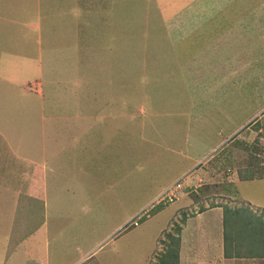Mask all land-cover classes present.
<instances>
[{"label":"rangeland","instance_id":"rangeland-1","mask_svg":"<svg viewBox=\"0 0 264 264\" xmlns=\"http://www.w3.org/2000/svg\"><path fill=\"white\" fill-rule=\"evenodd\" d=\"M91 1L90 26L84 28L89 21L84 17L89 10L84 5L90 0H81L82 14L77 18L79 33L75 31L74 40L68 34L65 36L66 42L74 47L73 58L63 55L66 50L62 48L60 51L64 52L59 56L57 53L61 28L66 27L58 21L57 0L41 4L49 6L45 19L52 30L47 26L46 32L55 34L48 40V45H56L49 46L55 55L53 64L63 69L58 72L62 82H80L78 89L71 91L72 95L66 87H57L50 93L44 121L36 113L23 118L21 109L10 102L4 103L5 93L0 91V127H6L8 132L20 131L21 139H25L16 142L27 149L34 146L28 151L34 160L41 159L47 148L46 157L52 165L53 161L54 166L58 164V175L62 177L58 182L49 173L57 181L52 184L54 188L72 181L78 185L79 195L81 191L93 193L95 197L91 199L97 198L95 212L80 205L77 209L80 216L87 210V217L97 224L105 213H113L112 218L106 216L120 223L121 230L112 233L111 224H97L89 238L81 243L77 240L79 246L70 252L57 253L54 243H48L45 255L38 249L55 234L52 227L65 230L62 227L65 218L49 217L47 232L43 226L40 228L42 215H34L33 232L28 234H34L35 238L25 236L17 247L24 253L25 261L16 262V257H9L5 264H160L170 248L177 253L175 264H202L181 261L180 231L189 217L200 216L210 222L213 217L207 212L217 206L223 216L225 208L229 210L227 232L230 237L240 239L231 250L241 256L218 259L216 252L212 254V247L206 248V257L210 259L203 264H264V256L254 255L259 253L255 248V232L264 228V0H240L225 10V16L218 15L204 24L195 18L194 13L200 8L185 10V0H162L170 5L161 8L155 5L156 0ZM24 4L27 7L16 2L9 11L33 17L31 3ZM0 5L5 6L3 2ZM42 18L38 24L43 23ZM40 27L39 36H43L45 26ZM6 37L7 33L0 34L2 42ZM24 42H28V37ZM21 46L27 48L23 42ZM16 47L20 49L19 42ZM0 50H7L1 40ZM47 90L50 92L51 87ZM75 112L87 114L83 118L88 120L84 128L83 119L75 118L78 116ZM91 112L96 116H91ZM89 120L93 129L103 131L82 137L79 133L87 130ZM10 136L0 135L1 162L12 158L7 146ZM77 140L78 149L56 150ZM88 145L92 149L94 145L103 148L107 161L101 157L92 161L91 168L99 169L100 173L81 180L84 162L88 167L93 160V150ZM187 153L200 160L183 175L190 186L189 192L181 193L174 203L167 202V207L157 208L139 225L126 226L135 210L174 182L177 177L174 165L188 164ZM25 174L28 179L30 173L25 171L21 176ZM13 179L16 178L11 176ZM21 186L26 188L27 181ZM70 191L65 190L61 202L77 200ZM3 200L0 198V206L5 210ZM8 202L12 208L21 200L12 197ZM74 203L78 205L77 201ZM19 218L21 212L15 218L17 227L11 230L9 220L14 215L4 211L0 216V257L7 247L9 252L4 255L17 250L16 238L21 231L18 226L23 225ZM234 222L237 227L234 225L231 230ZM238 222L247 228L246 232L239 229L240 236L233 233L240 226ZM254 223L259 229L251 227ZM222 232L224 237V222ZM46 234L50 239L44 241ZM60 246L69 248L63 242ZM190 251L194 259L199 257L198 248L191 246Z\"/></svg>","mask_w":264,"mask_h":264},{"label":"crops","instance_id":"crops-1","mask_svg":"<svg viewBox=\"0 0 264 264\" xmlns=\"http://www.w3.org/2000/svg\"><path fill=\"white\" fill-rule=\"evenodd\" d=\"M46 1L47 0H45V2L44 0L42 1L25 0L24 2L26 4L31 3V6H29L30 10L34 9V15L33 17H30V15L26 16L20 12H17V14H15L13 10L9 11V8L15 7L16 2L17 4L20 3L24 7H27L24 4L23 0H0V4L1 2H3L4 5L7 3L4 7H1L0 5V34L7 33V37L4 40V42H2V38H0L1 45L6 44V48H7V50L4 51L0 50V91L5 93L3 94L4 103L10 102V105L17 106L18 110L21 109L20 113L22 114L23 118L24 117L26 118V116L30 113L31 114L36 113L37 116H40L42 121L46 119V115L48 116V114L45 115L44 111L47 104L46 101L47 98H51L50 93L56 91L57 87L58 89L60 88L64 89L66 87L70 95H72L71 91L78 89V87L80 86V82H62V79L58 72H60V70L63 69H61L59 65L53 64L55 60V55L54 53H52L53 50L50 51L49 46L53 44L54 46L56 45L55 43H50L48 45V40L51 38V36H54L55 34L51 33V35H49V33L46 32V30H48V28L46 27L49 26L48 24L50 23V22L47 23L45 19V16H48L49 13V6L47 4L45 7L41 6L42 2L46 3ZM80 1L81 0H64L63 2H61V0H57V3L59 5L57 6L58 7L57 12H59L58 21L61 22V24L66 25V27L61 28L62 29L61 41L60 43H57L59 49L57 50L58 56L60 55L59 53L64 52V50L60 51V48H62L66 50V52L63 53V55H67L68 57L73 58L74 47L72 44L69 45V43L66 42L65 36L68 34L69 35L68 38L74 40L75 31L79 33V29H77L78 28L77 18L79 17V15L82 14ZM185 1H186L184 5L185 10H189L190 7H196V9L200 8L199 11L196 10V13L194 14L197 16L195 18L199 20L198 23L200 24L201 22L204 24L208 19L214 18L218 15L225 16L224 13L225 10L229 7H232V5H234L235 3H239L240 0H185ZM92 2L93 1L90 0V2L87 5H84L86 8L89 9L86 10L87 14L84 16L87 17L89 21L88 23L85 22L84 28L90 26V21L92 18L90 15L92 14L91 13L92 4H93ZM262 2L259 3L261 4ZM155 5L161 8L164 5H170V4H168L166 1L156 0ZM122 6L123 5L121 2V9L124 8ZM3 9H8V11L14 14L15 16L10 15L9 12H4V11L2 12ZM185 10L183 12H185ZM41 16L44 17L42 18V20H44L45 22L43 21V23L38 24ZM170 21H172V19ZM40 25L45 26L43 30L45 34H43V36L42 35L39 36L41 32ZM223 27H227V26H223ZM50 29L52 30L51 27ZM27 37H28V42L25 43L24 39ZM64 41L66 42V47H64ZM17 42L20 43V49L16 47ZM21 42H23V44L27 48L22 49ZM52 58L53 60H51ZM70 65L74 66L75 64H70ZM73 68L74 67L70 68V70ZM48 86L51 87L50 92H48L47 90ZM90 88L91 86L90 87L88 86L89 93H90L89 90ZM76 94L77 93H75L74 95ZM1 95L2 93L0 94V96ZM30 110H35V111L31 112ZM76 114L78 116H76L75 118H78L79 116H80L79 119H83L87 117V114H80L79 112H77ZM90 115L93 117L96 116L94 112L93 113L91 112ZM82 122L84 123L81 127L84 128L85 127L84 124L88 122V120L84 121L83 119ZM82 122H79L80 125L82 124ZM72 124L74 125L75 122ZM3 128L5 129L1 132V129ZM102 131L103 130L96 131V129H93L92 121L89 120V125L87 130H82V132H80L79 134L83 135L82 137H85L84 136L85 134L90 135L95 132H102ZM4 133L7 134L8 136L11 135L10 136L11 142L9 140L7 146L8 149L11 151L12 158H10L7 162L6 161L1 162L0 160V194H1L0 198L5 199L3 200V203L6 205L5 210H2L1 209L2 207L0 206V216L1 214H4V211H9V213L14 215V219L9 220L10 224L12 223L11 230H14V227H17L18 225V224L16 225L18 220L16 221L15 218L18 217V213L21 212L22 218L19 219L22 220L23 225L18 226V228L21 231L17 234V238H16L17 245L15 246L16 248L18 247V245H22L23 243L22 240L25 236H27L30 239L35 238L34 234H31V236L30 234H28V231L33 232L32 216L34 215H39V216L42 215L41 217L43 218V221L42 223H40V228L43 226L44 231L47 232L49 231L48 229L49 224L47 223L49 217L50 218L53 217L54 219L58 217L65 218L63 221L65 225H62V227H65L66 231L64 230V228L63 231H59L56 228L52 227L51 229L53 232L56 230V232H54L55 234H53V237L50 239L46 234L44 241H46L47 238L50 240H48L47 243H45L41 249H38L39 252H44L45 255H46V251L48 250L47 248L48 243L49 244L54 243L53 246L54 251H56L57 253H61L64 255L65 251L70 252L75 246H79L78 241H80L81 243V241H86L89 238L91 232H94L98 228L96 226L97 224H101V223L111 224L110 232L112 233L120 229L119 227L120 223H115L113 220L108 219V217L106 216L109 215L112 218L113 213H105L103 215V218L99 222H97V224L93 220V218L87 217L88 216L86 213L87 210L83 212V216L79 215V211L77 209L80 207V205L81 207L83 206L86 209H88L89 212L90 211L95 212L94 210L96 209L95 207L97 206V202H96L97 198L95 200L91 199V197H95L92 192L82 193L81 191V194L83 195L82 198V195H79L80 193H76L77 191L80 192V189H78V185L73 183L72 181L64 182L61 185L56 186L55 188L53 187L52 184L56 183L57 181L53 180L51 176L54 174L58 182L61 180L62 177L58 175L59 173L58 164L54 166V161H53V165H52V161L46 157V154L44 153L47 151L46 147H45L46 149H44L41 159L34 160L35 158L30 157L31 154L28 153L29 150L34 149L33 148L34 146L28 149L26 148V145L21 146L22 145L21 142H23L25 138L21 139L23 136L21 135L20 131L8 132L6 130V127H2V128L0 127V135H3ZM16 141H21V142H16ZM78 142L79 140L74 142L73 145H66L64 149H62V147L57 145L58 147L56 148V150L78 149L77 146ZM89 145L88 148L92 149ZM53 147H56V145ZM100 149L102 150L100 151ZM92 150H93V160L89 162L88 167L86 165L87 162H84L85 167L81 168V173H82L81 180L88 179L91 177H97L95 176L97 172L100 173L99 169L93 170L91 168L92 161L94 163V161H96L97 159L99 160L100 157L103 158L104 161H107L105 160L107 155L103 154L105 152L103 148L101 147L99 148L98 146L94 145V148ZM99 151L102 153L99 154ZM25 152L28 153L29 155L26 154ZM90 153L91 152H89L88 154ZM186 157L189 160L188 164L179 163L177 165H174L175 169L177 170V177L174 179V181L180 178L181 176H183L185 173H187L188 169H191L194 165H197L200 162L199 158L194 159L190 153H187ZM25 171H27V173H30L27 174L28 179L25 178L26 174L21 176V174H23ZM91 172H94V175H91ZM49 173H52V175L50 176ZM110 173H112V170ZM10 174H14V175H10ZM11 176L15 177L16 179L11 180ZM77 179L79 182L81 181L79 177ZM25 180L27 181V186L26 188L25 187L23 188L21 184L24 183ZM106 182L109 183L107 178H106ZM66 189L67 190L69 189L71 190L70 192L76 194L77 200L74 201H77L78 204L77 206H74L75 204L74 201H66V203L60 201V198H62ZM12 197L16 199L19 198L21 202L20 204L13 205V207L11 208L8 205L10 204L8 200L9 198ZM144 206H142L141 208H143ZM141 208L139 207V209L135 210L134 213L129 217V219ZM220 209L221 208L217 206L211 208L210 212H207L208 215L213 217L210 218V222H208L210 224L205 222V218L200 216L194 218L189 217L191 219H189L188 222L187 221L185 222L183 229H181L180 231L181 238H180L179 253L181 256V261L183 262L188 260H190L191 262L198 261L199 263L203 264V262L208 261L210 259V258L207 259L206 257V253H207L206 248H211V247L214 250L212 254L215 255L214 252H216L218 254V255L216 254L218 256V259L219 257L224 260H229L232 258V257L230 258L224 257V246H223L224 237L222 232L223 213L219 212ZM216 216L217 218H215ZM39 219H37V222L39 221ZM67 223H71V224L69 226H66ZM214 224H215V228L211 230V227ZM29 225H30V229H27ZM80 230H82V232H80ZM87 231L88 234L84 235ZM213 231L216 234L215 236L212 233ZM61 233H63V235H60ZM8 238L11 239V236H9ZM61 242L68 244L69 248L61 247L60 246ZM72 242H74V244H71ZM191 246H194V248H198L199 257H196V259H194L195 255L190 251ZM7 252H9L8 247L6 251L4 250L2 251L3 256L1 255L0 257V262L2 261L3 264H5L8 261L9 257L11 258L16 257L15 259L16 262H20L22 259L25 258V257L23 258L24 253L20 251L18 248L17 250L15 249L11 250L9 254L4 255ZM17 253H19L21 257H19Z\"/></svg>","mask_w":264,"mask_h":264},{"label":"built area","instance_id":"built-area-1","mask_svg":"<svg viewBox=\"0 0 264 264\" xmlns=\"http://www.w3.org/2000/svg\"><path fill=\"white\" fill-rule=\"evenodd\" d=\"M186 183V184H185ZM190 188L184 176L178 178L173 183L166 186L161 192L155 195L143 208L138 210L127 222L126 226H137L142 219H147L152 212L159 207L166 206L167 202H173L182 194H187Z\"/></svg>","mask_w":264,"mask_h":264},{"label":"trees","instance_id":"trees-1","mask_svg":"<svg viewBox=\"0 0 264 264\" xmlns=\"http://www.w3.org/2000/svg\"><path fill=\"white\" fill-rule=\"evenodd\" d=\"M227 210L225 208V215L223 216V222H224V256L225 257H239L241 256L238 252L232 251L231 249H235V247L238 246L240 239H238L237 237H230L231 235L228 234L227 232V225L230 224V222L227 220ZM259 219V218H258ZM250 220V219H249ZM239 223V222H238ZM234 224L231 226V230L234 227ZM240 226H238L237 230L234 231L233 233L240 236L239 234H237V232L239 231V229H242L244 232H246L247 230H245V226L243 227L241 225V223H239ZM237 227V224L235 225ZM252 228L255 227L257 229H259V225L258 224H252L251 226ZM247 229V228H246ZM255 236H256V246L255 248L258 249L259 253H255L254 255L257 256H264V228L263 229H259L255 232ZM263 235L262 237H259V235ZM251 247H253V245H251ZM253 254V253H250ZM177 253L175 251L174 248H170L168 253L164 254L163 257L160 260V264H175L174 258H176Z\"/></svg>","mask_w":264,"mask_h":264},{"label":"clouds","instance_id":"clouds-1","mask_svg":"<svg viewBox=\"0 0 264 264\" xmlns=\"http://www.w3.org/2000/svg\"><path fill=\"white\" fill-rule=\"evenodd\" d=\"M157 210V209H156Z\"/></svg>","mask_w":264,"mask_h":264}]
</instances>
